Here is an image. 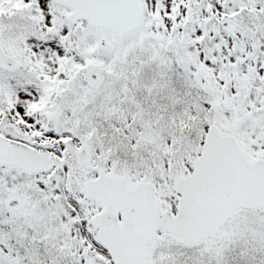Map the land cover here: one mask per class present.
I'll use <instances>...</instances> for the list:
<instances>
[{
  "label": "snow or ice",
  "instance_id": "1",
  "mask_svg": "<svg viewBox=\"0 0 264 264\" xmlns=\"http://www.w3.org/2000/svg\"><path fill=\"white\" fill-rule=\"evenodd\" d=\"M0 264H264V0H0Z\"/></svg>",
  "mask_w": 264,
  "mask_h": 264
}]
</instances>
